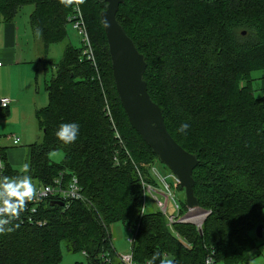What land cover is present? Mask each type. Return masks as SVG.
<instances>
[{"label": "trees", "instance_id": "1", "mask_svg": "<svg viewBox=\"0 0 264 264\" xmlns=\"http://www.w3.org/2000/svg\"><path fill=\"white\" fill-rule=\"evenodd\" d=\"M28 5V28L43 55L51 45L63 48L57 63L38 61L43 76L50 73L42 78L46 105L33 112L40 138L27 146L24 174L8 167L0 149V190L74 177L86 202L47 201L35 215L40 226L0 216V264H60L62 246L85 264H120L108 230L117 224L132 236L133 264L155 253L173 264H202L207 254L216 264H249L253 230L264 227V87L254 94L252 76L264 71V0H122L115 14L143 57L146 93L167 134L196 159L192 195L207 212L200 232L141 211L140 184L155 185L147 167L157 161L117 100L98 17L103 4L76 0L93 64L67 41L71 0H0V23ZM73 123L77 138L65 143L57 131ZM52 152L60 162H49ZM178 207L186 211L184 201Z\"/></svg>", "mask_w": 264, "mask_h": 264}, {"label": "rangeland", "instance_id": "2", "mask_svg": "<svg viewBox=\"0 0 264 264\" xmlns=\"http://www.w3.org/2000/svg\"><path fill=\"white\" fill-rule=\"evenodd\" d=\"M32 7L30 5L21 7L16 16L15 23L19 29V38L22 45V49L26 53L36 52L34 46L36 47L38 43L37 39H34L31 35L28 24L27 17L31 12ZM67 41L75 49H82L81 38L73 31L71 24L68 22L65 26ZM37 38V37H35ZM89 40V39H88ZM26 43V44H25ZM63 44L51 45L47 48L46 56L43 55L42 51L38 52L37 58H28L31 61L27 64V70L29 73V80L26 84V76L22 74V68L25 66L17 67L20 68L19 71L16 67L6 68L4 72L0 73V95H6L5 98L10 102L14 101L11 96L15 97V101L18 102L17 108L12 109V104L7 109V112L0 111V149H4L5 162L11 170L22 171L24 168L22 152H27V146L38 142L40 134L38 133L33 112L34 108L39 109L45 107L46 105V94L42 87V78L46 77L49 79L50 73L43 76V71L40 67L38 61L45 58L47 61L52 63H57L60 59ZM91 49V47H90ZM82 52V51H81ZM92 54V50H91ZM80 55H82L80 53ZM82 57H84L82 55ZM85 59V57H84ZM2 65L5 64L2 62ZM254 78L258 80L253 83L256 86L257 91L254 94L258 95V91L264 87V71L255 72L252 74ZM13 103V102H12ZM13 137L18 140L17 145H12ZM48 160L51 163H58L61 160V153L52 152L48 155ZM154 161V160H153ZM156 161V160H155ZM154 163V164H153ZM151 166L147 167L148 172L153 168L159 178L164 179V182L169 186L171 195L178 206L184 201L183 191L178 188V185L173 186L172 180L167 176L170 174L168 170L158 162H153ZM3 165V161L0 160V167ZM138 172V171H137ZM139 173V172H138ZM1 180V179H0ZM25 182V181H24ZM22 182V183H24ZM34 188L38 186L35 181H30ZM157 184H160L156 181ZM21 183V184H22ZM1 186V184H0ZM17 185L16 187H18ZM23 191V189H20ZM161 199V197H157ZM144 212L151 213L157 212L153 204V200L150 195H145L144 199ZM172 203L169 201L167 204V212L171 213ZM201 212V211H198ZM199 214V213H198ZM195 215L189 214V217ZM194 227V223H188ZM109 237L111 247L117 257L126 256L130 254L129 245L127 240L130 235L125 228L121 225H113L109 227ZM263 230V229H262ZM175 234V233H174ZM176 235V234H175ZM254 235V234H253ZM177 236V235H176ZM254 237V236H253ZM255 238V237H254ZM255 249L251 254V262L249 264H264V238L255 239L254 241ZM85 264V257L81 253H68L64 246L61 247V260L60 264Z\"/></svg>", "mask_w": 264, "mask_h": 264}, {"label": "water", "instance_id": "3", "mask_svg": "<svg viewBox=\"0 0 264 264\" xmlns=\"http://www.w3.org/2000/svg\"><path fill=\"white\" fill-rule=\"evenodd\" d=\"M95 1L103 4V10L98 15L99 22L105 38L113 87L127 123L183 191L186 209H196L191 179L196 159L170 138L164 128L159 109L146 93V86L142 80L145 69L143 57L137 53L115 20L117 8L122 0ZM50 205L62 206L56 201ZM261 231L262 225L253 230L256 239L261 238Z\"/></svg>", "mask_w": 264, "mask_h": 264}, {"label": "built area", "instance_id": "4", "mask_svg": "<svg viewBox=\"0 0 264 264\" xmlns=\"http://www.w3.org/2000/svg\"><path fill=\"white\" fill-rule=\"evenodd\" d=\"M71 2L73 4V9L72 14L69 17V23L71 24L73 31H75L76 34L81 38L83 47L81 54L86 60L93 64L90 43L87 37L85 25L83 23L81 14L76 7V0H71ZM9 105V100L0 98V110L8 107ZM17 143L18 140L13 137L12 145H16ZM150 169V174L153 178L152 180L155 182V185H149L145 184L144 182H140L142 198L144 195L151 196L155 208L164 217L168 226L173 224H188L191 222L194 223L195 231L200 232L201 223L206 217L207 212H198L196 208L186 209L184 213H180L179 207L171 195L169 186L164 182V179L158 177L153 168ZM167 176L172 180L173 186L175 187L177 183L174 178L170 174H167ZM156 181H158L160 184H157ZM158 196L161 197V199H158ZM17 201L18 198L12 196L9 191L2 192V190H0V216L15 220L17 222L36 226H40L42 222L40 219L35 218V215H37L39 207L43 206L47 201H56L61 203L62 206H67L72 202H86L74 177H70L67 182H62L61 178L58 177L48 185H39L35 187L30 198H25V200L19 203ZM169 201L172 203V208L170 210L171 213H168L166 209ZM9 204L16 205V207L13 210H9ZM143 208L144 202L142 199L141 211H143ZM190 213H195V215H190L189 217ZM263 231L264 230L261 231V235L263 234L264 237ZM132 241V236H130L127 240L129 246H131ZM117 260L120 264H133L130 254L117 257ZM143 264H148V262ZM202 264L216 263L214 262L211 255L207 254L203 257Z\"/></svg>", "mask_w": 264, "mask_h": 264}, {"label": "crops", "instance_id": "5", "mask_svg": "<svg viewBox=\"0 0 264 264\" xmlns=\"http://www.w3.org/2000/svg\"><path fill=\"white\" fill-rule=\"evenodd\" d=\"M18 32H19V29L17 28V24L15 23L14 20L7 24L0 23V64H1L0 73L4 72L6 68L10 69L15 66L16 69L19 71L20 68H17V67L25 66V68H22L23 69L22 74L24 75V79L26 76V84H27L29 80V73H28L26 65L31 62L29 61L30 59L28 58H32V57L37 58V54L38 52H40V46L39 44H37L36 47L34 46L35 48L34 50L36 52H33V51L31 53L24 52L22 49V45L20 42ZM2 62L5 64L4 66L2 65ZM6 96L7 94L6 95L3 94V95H0V98L6 97ZM11 99L14 100L12 101L13 103L10 102V105L12 104V108H11L12 110V109L17 108L18 102L15 101L16 99L13 96H11ZM35 109L36 108H34V110ZM22 156L24 158L23 159V162H24L23 170L22 171L12 170L18 174H24L26 172L25 165H27V162H28V153L22 152ZM262 229H264V227H262Z\"/></svg>", "mask_w": 264, "mask_h": 264}, {"label": "clouds", "instance_id": "6", "mask_svg": "<svg viewBox=\"0 0 264 264\" xmlns=\"http://www.w3.org/2000/svg\"><path fill=\"white\" fill-rule=\"evenodd\" d=\"M188 128L187 124H182L180 126V131H185ZM79 132V125L77 124H61L59 130L57 131V137L61 139L65 143L74 142L77 138ZM28 166L25 165V170H27ZM20 189H23L21 191ZM9 193L18 198V203L25 200V198H30L33 191L34 186L30 182V180H26L24 183L20 184L18 187L9 186L8 187ZM16 205L9 204L8 209L13 210ZM4 232L3 228H0V233ZM156 260H160V264H173V261L170 259L161 258L158 253L153 255L152 260L148 262V264H154Z\"/></svg>", "mask_w": 264, "mask_h": 264}]
</instances>
